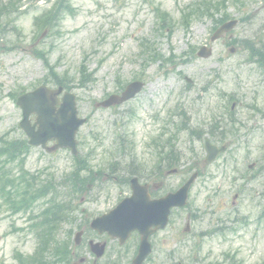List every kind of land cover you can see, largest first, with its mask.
<instances>
[{"label": "rangeland", "instance_id": "rangeland-1", "mask_svg": "<svg viewBox=\"0 0 264 264\" xmlns=\"http://www.w3.org/2000/svg\"><path fill=\"white\" fill-rule=\"evenodd\" d=\"M193 1L69 0L73 12L62 14L58 28L41 35V28L34 25V15L51 8L56 0H20L22 12L15 16L14 27L8 26L0 33V136L25 138L17 125L21 113L12 93L37 87L44 78L49 79L48 84L52 85L53 75L33 54L38 50L46 51L57 77L74 86L71 89L76 95L79 115L87 117L86 123L76 133L77 156L85 158L87 165L94 170L104 169L109 162L121 159L116 155L118 137L124 139L127 153L132 150L138 160L146 156L145 145L151 143L164 117L175 109L185 114L186 125L195 130L203 129L204 136H208L207 130L213 122L210 114L221 115L225 110L221 95L233 94L237 106L231 117L242 120L245 126L234 138L228 139V152L215 165L206 168L193 183L187 211L191 209L195 219L187 235L188 240L185 237L184 244H177L169 232L181 226L172 224L158 236L149 264H262L264 173L253 179L238 177L242 171L247 172L248 163L264 153V83H260L261 88L256 86L260 81V69L245 63V50L237 48L234 53H229L226 44L230 38L258 42L263 37L264 0H242L245 7L227 0L228 13L236 17L254 14L256 17L248 23L241 22L229 37L213 43L209 38L211 19L193 17L189 19L192 22L189 27L181 23L180 13L187 10ZM156 5L169 14L171 28H158L153 8ZM149 41L163 59L150 61L144 67L142 49ZM206 43L211 46L212 54L207 59L197 57L196 51ZM193 50L195 54L192 56ZM169 57L174 62H169ZM82 62L93 73L91 81L83 88L76 83ZM185 75L192 79L193 86L184 81ZM133 78H142L146 85L135 99L118 107L119 110L93 107L95 101L103 100ZM249 104H257L261 112L250 113L246 109ZM130 110L136 111L130 118L118 113ZM154 114L157 118L153 117ZM151 117L154 122H151ZM224 123L228 126L225 119L219 121L221 129ZM187 138L185 131L179 133L176 140L178 151L185 160L188 159L186 167L197 160V156L189 151ZM195 145L203 157L202 142ZM151 150L153 152V148ZM26 154L25 162L11 161L0 170V264H18L13 258L15 251L33 254L37 240L31 231H27V222L33 219L28 220L27 217L44 202L38 201L41 204L35 203L33 209L12 211L9 205L16 204L19 197L16 192L7 194L17 190L16 177L15 185L9 184L12 183L10 176H15L10 167L17 174L25 171V176L36 172L41 183L50 179L56 185V200L73 208L66 214L76 220L80 217L89 219L107 211L128 191L112 178L104 179L105 170L94 188L88 190L85 203H81L79 199L83 194L77 193V183L71 185L70 182L75 159L69 150L48 154L41 147H32ZM127 159H123L121 164ZM256 170L251 173L258 174ZM181 177L180 174L168 177L161 191L174 188ZM236 192L241 195L237 196L235 203L236 215L246 217V222H229L226 223L229 229L218 231L220 217L233 213L231 202ZM260 211L263 218L258 219ZM175 231L182 232L181 229ZM55 235L60 239V233ZM76 249L82 255L86 253L87 261L92 260L85 242ZM172 251L174 258L167 256Z\"/></svg>", "mask_w": 264, "mask_h": 264}, {"label": "flooded vegetation", "instance_id": "flooded-vegetation-1", "mask_svg": "<svg viewBox=\"0 0 264 264\" xmlns=\"http://www.w3.org/2000/svg\"><path fill=\"white\" fill-rule=\"evenodd\" d=\"M157 146L161 147L160 150H158L160 152L163 151V155L160 156L158 155V158L155 159V161L153 160V164L155 166H151L150 169L146 170L144 169L143 172L141 171H135L134 175L135 177L138 178L139 182L141 184H148L149 185V192H150V196L152 198L156 197H160L165 195V193H162L160 190L161 189H157L156 191L154 189L151 188V186L156 185V183L158 184V186L162 185L164 183V180L166 181L167 177H168V172L170 170H173V168H169L168 166H172V165H178L179 163V157H175L173 158V155L171 153L170 150H167L165 153V149L170 148L168 143H156ZM155 147V146H154ZM120 157H122L123 159L126 157V155H124L123 152L120 153ZM122 169L123 166H121ZM176 169V168H174ZM181 175H183L181 173ZM157 179H159L160 181L157 182ZM151 185V186H150ZM167 193V192H166ZM170 214L168 217V225L161 230L155 231L150 233L149 237H148V242L149 245L151 247V252L154 249V247L156 246V240L158 238V236L168 230L172 224H176L177 226H179L180 224V228H174L172 230H170V236L172 239H174L176 241L177 244H184L183 242L185 241V237L188 240V233L191 229V223L194 221L193 217L195 216V213H193L192 210L187 211L186 208H171L170 209ZM228 214L225 215L222 219H223V227H226L228 223ZM55 220L60 221L61 225L60 226H70L73 225V232L76 233L78 231H81V243L80 245L85 242V247L88 248L87 246V242L89 239H92V237H94V239L96 241H105L106 242V251L97 259H95V257L93 255H91V259L90 261H87V258H85L84 256H81L82 253L79 252L78 258H81L82 262L79 264H133L135 262L136 259V255L138 253V249H139V243H140V239H141V235L138 233V231H133L129 233V236L126 238V240L124 241L123 244L119 243V239L118 238H110L108 237L105 233H102L101 235H99L97 233L96 230L92 229L91 226L89 225L90 222V218L87 219V217H83V218H79V219H74V218H70V217H60V218H56ZM72 222L73 224H69L67 225L66 223H70ZM175 222V223H174ZM175 229H181L182 232H184V234L181 233H176ZM226 229H229L226 227ZM225 229V230H226ZM93 240V239H92ZM72 257V264L76 261V252L75 250H70ZM92 254V253H90ZM170 258H174V251H172V253L167 255ZM169 258V259H170ZM152 259V256H150V254H147L146 258L141 262V264H149L150 261ZM79 260V259H78Z\"/></svg>", "mask_w": 264, "mask_h": 264}, {"label": "water", "instance_id": "water-1", "mask_svg": "<svg viewBox=\"0 0 264 264\" xmlns=\"http://www.w3.org/2000/svg\"><path fill=\"white\" fill-rule=\"evenodd\" d=\"M208 50H204L202 49V51L200 52L201 55L206 56L208 54ZM44 90H46V95L49 97L51 95H53L54 93H56V91H51L50 89H46L45 87H39L37 88V90L33 93L30 94H26V96H22L20 98H18V101L20 105H22L24 112L26 113V116L31 109H34L37 113H39L41 117V122L43 124L44 127L46 128H51V131L46 130L47 133L44 134H32L30 133V136L32 137L31 142H34L35 140H39V138H44V139H48L50 138V135H53L56 137L57 139V144L55 145L57 146H63V145H68L72 148H74V141H73V137H74V131L77 127V125L79 124V121H76L73 118V111L71 110V116L69 119H67V112L64 109H61V111L58 112H54L53 110V104L55 101H52L49 103L47 102H42L37 100V96L39 93L44 92ZM133 89L130 87L129 89H127L122 98H129L130 96V91H132ZM59 92V91H58ZM114 98V97H113ZM112 96L109 97V100L106 101V103H111L113 101ZM104 103V104H106ZM73 107V102L72 104L69 106V108ZM43 117H46L48 119L45 118V120L43 119ZM50 133V134H49ZM49 134V135H48ZM210 155L208 156L206 161H210L212 159V156H214L215 154V149L213 146H211V148L209 147L208 149ZM192 179H190L191 181ZM190 181L186 183V185H184V188L180 191V193L175 197V202H177L179 199H185V192L186 189L188 188V185L190 184ZM150 203H155V202H150ZM153 204H151V207L153 206ZM158 206V205H157ZM156 206V207H157ZM146 206L144 207L142 205V207H139L137 202H131V203H127V201H123L119 206H117L113 211H127L128 214V219H133L134 222H130V227H134L135 225H138V219L142 216L143 211H141V209H145Z\"/></svg>", "mask_w": 264, "mask_h": 264}, {"label": "trees", "instance_id": "trees-1", "mask_svg": "<svg viewBox=\"0 0 264 264\" xmlns=\"http://www.w3.org/2000/svg\"><path fill=\"white\" fill-rule=\"evenodd\" d=\"M61 7H66L65 4H64V0H59L58 1L57 5H56L57 12L61 9ZM57 12L55 13V15L53 17L56 16ZM0 15H1V11H0ZM51 17H49V19ZM41 57L44 58V64H45V66L46 67H50L48 65V60H46V58L44 57V55H42ZM82 71H83V74H82L83 77H87L88 76V78L89 77L91 78V76H90L91 74L90 73H87L85 71V69H82ZM81 85H83V83H81ZM18 149H20V147H18V146L16 147V142H8V141H5V144L0 146V170L2 168H4V165H5V160H3L2 157L4 158V156H6V155H11L13 152H16L17 153ZM75 180H77L79 182H82L81 183L82 186L85 185V181L84 180H78L77 178ZM25 200L26 199H24V196L21 195L22 204H20V206L15 205L14 207L15 208H20V207L27 208L28 204H26ZM49 207L50 208L47 209V215H52V217H54V216H63V215L66 214V211L69 210V209L66 208V206L64 207V205L63 204L61 205L60 203H54V205L52 207L51 206H49Z\"/></svg>", "mask_w": 264, "mask_h": 264}]
</instances>
